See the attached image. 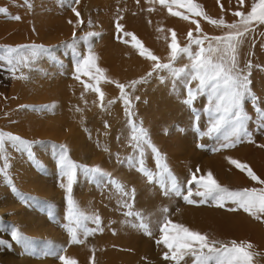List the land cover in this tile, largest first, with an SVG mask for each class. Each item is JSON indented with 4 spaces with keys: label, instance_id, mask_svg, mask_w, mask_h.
Wrapping results in <instances>:
<instances>
[{
    "label": "rangeland",
    "instance_id": "rangeland-1",
    "mask_svg": "<svg viewBox=\"0 0 264 264\" xmlns=\"http://www.w3.org/2000/svg\"><path fill=\"white\" fill-rule=\"evenodd\" d=\"M25 1L26 0H0V7H2V8H5L6 10H7V14H4V13H0V45H9V46H17V45H30V44H37V45H43L46 49H49L50 50V52L49 53H45V54H43L42 56L40 55L35 61H33L32 63H31V65L29 66V67H20L19 68V70L15 73V75L17 76V77H20V76H24V77H26V78H24V79H18V78H13V74L8 70V66L4 63V62H2V61H0V110L1 111H4V110H7L8 108L10 109V110H12V112L14 113V115L16 116L17 115V113L20 111V113H22V112H25V113H34V114H37L38 116H39V118H40V123L41 124H43V123H46V118H48L47 116L48 115H53L54 114V107H52L53 105L52 104H50V108L49 107H45V106H49V104H48V102H46L47 100H46V97H45V99H43L42 98V100H40L39 99V96L37 97V98H35V99H33V96H34V93H37L38 95H44V93L45 94H47L49 91H48V88H50L51 89V92H53V93H55V99H57V101H60V96L59 95H61L62 97H61V100H62V98H63V95L64 96H68V97H72L73 98V101L74 102H77V105H76V107H74V109H75V112L76 113H79L80 114V117L79 118H77V116H74L73 115V113H72V110H73V106L72 105H70L69 103H65L66 105L68 104L70 107H69V109L71 110V115H69V118L66 116L67 115V113L66 112H61L60 111V113L59 114H57L56 115V118H55V116H52V117H49V120H50V122H54L53 120H61V123H62V125H63V127L66 125V124H70V123H73L74 122V127H72L71 128V133L70 134H68V135H70V136H67V138L66 137H64L63 138V136H59V137H57V140L56 139H53V138H49L48 136L46 137H43L44 139L43 140H41V142L39 141V143L37 144L36 142V140H35V138L34 139H32L33 141H31V142H33L32 144H34V145H32L31 144V148H30V151H31V156H29V154H28V150H26V149H23V148H21L19 151L18 150H15V149H13L11 146H10V142H8V141H6V155H7V157L8 156H10V157H8V160H7V162L9 163V161H10V165L12 166H10V168L12 169V168H14V164L16 165L15 166V168L17 169V170H13L12 169V171L10 170V168H8L7 169V172H8V175H9V178L11 179V182H12V184H14L15 185V187H16V189L18 190V192L20 193V194H23L25 197L26 196H30L29 198H31L32 196H35V194L34 193H32L31 191L30 192H28V191H26V190H24L20 185H19V179H21L22 178V175H24L23 173H25V169L26 170H29V167H26V165L24 166V164L20 167L18 164L19 163H17V161H15L14 160V156H15V159L16 158H19L18 157V155L17 154H19V152L22 154V155H24V158H27V159H29V160H31L30 162H29V164H30V166H31V168L33 169V170H35V174H44V172H47L46 171V169H45V166L44 165H41V166H38V162H35L34 161V159L32 158V157H36V154H37V151H40V152H44L43 153V155H45V153L46 154H48L49 155V158H53V156L51 157V155L52 154H54V155H56L55 157L56 158H53V172H54V177H52L53 179H54V182H53V187H55V189L53 190V191H58V190H61V188L59 189L58 188V185L61 183V181H63L62 179H61V177H60V175H59V169H58V167L55 165V164H57V161H58V157H59V154H60V151H61V149H60V145H64V144H66V141H67V144L66 145H70L69 143L70 142H74L75 144H76V146H78L77 148L80 150H78L77 148H76V146H74L73 144H72V146H70L69 148L67 147V150H68V155H69V157L71 156V155H73V156H75L76 157V159L77 160H79L78 162H76V160L74 159V157H70V159L72 160V161H74L75 163H77L78 165H87V166H89V167H92V166H95V165H97V166H99L100 164H102V161L106 164V163H108L109 162V164H104L103 163V165L101 166L102 168H103V166H104V171L105 172H107V173H110L114 178H116L117 180H119V181H121L125 186H126V190H128V191H131V189H133V187H135L134 189H135V198H134V202L131 200V197H126V198H121L120 197V195L112 188V186H110V185H98L97 183H95L96 185H94V184H92L93 182H89L90 183V189H91V191H89L88 190V186H87V182L89 181L88 180V178H86V177H82V181H81V176L83 175V174H81V176L79 175V172H78V174H77V181H76V183L73 185V191H72V195H73V198H74V200H76L75 199V197H77L78 199L76 200L77 201V203L79 204V206H80V208L84 211V212H86V213H88V214H90L91 215V213H92V211H93V213H95L96 215H98L99 217H103L102 219L100 218V225H99V227L101 228V229H103V221H105V220H107V221H109V222H111L112 221V219L111 218H104V216L102 215V213H101V210H100V208L99 207H101V205H103L104 206V204H109V205H111L112 206V208H116L117 210H118V212L119 213H121L123 216H125V212L126 211H128V209L127 208H125V207H123L122 206V204H123V200L124 199H128L129 200V202L130 203H133V208H132V211H138V212H141L142 210L140 209V207L142 206L143 207V214H144V210H146V212H147V210L149 209V211L147 212L148 214H147V219L145 220L144 219V223H146L147 225H148V229H149V231L150 232H152L151 233V235H147V236H149L150 237V239H152L151 241H150V243L152 242L153 243V247L155 248V247H157V248H155V250H157L158 248H160V259L161 260H164V261H168L169 262V264H175V261H173V260H165V259H163V254L165 253V252H167L168 251V249H166L165 247H164V245L163 244H157L156 243V241L157 240H159L160 239V236H161V232L159 231V229H160V227L163 225V223H164V220H165V217L168 219V220H172L168 215H165L164 216V214H165V212L161 209L162 207L161 206H163V209H165L166 208V205L165 204H169V205H167V212H178L179 210H183L184 208H188L187 206H189V208H191V209H198V210H205L206 209V207H207V209L208 208H218V207H216V206H214L213 204H212V202L211 201H208V202H206L205 204H194V205H190V204H187L184 200H183V196H176V195H174V194H172V195H168V196H166V195H164L163 193H162V191H161V189H160V187L158 186V185H152V184H148L147 183V181H146V179L144 178V177H142L134 168H130L129 166H128V164H127V162H125V163H120L119 161H123V160H125V157H127L129 154H133V150L130 148V147H128V145H127V137H128V135H129V133H127V132H129L128 130H129V128H128V126H127V120H128V118H127V116L125 115V110H124V105H123V102L120 100V102L118 103V101H117V99L120 97V92H118L117 91V87H116V85L114 84V83H101L99 86L101 87V89H102V91L104 92V94H105V96H104V105H105V107L106 108H104L103 110L98 106V104H99V101H98V98H97V95L95 94V93H93L92 91H87V92H85L84 91V88H83V85L79 82V81H77L76 79L73 81V79H74V73H75V58H74V54H73V49L72 48H69V47H67V45L68 44H70V43H73L74 42V37H73V32L72 33H70L69 31V29L71 28V25H76V19H77V17H76V15L72 12V7H75L76 9H77V11H78V5L79 4H81V0H80V3L79 4H75V3H72L71 4V6L69 5V3L68 2H65V0H52V2H55V6L57 7L58 6V8H56V10H54L55 11V13L57 14L56 16H61V17H58V19H56V20H59L60 21V23L61 24H63V28H64V26H65V29L64 30H66V32L65 33H67V32H69L70 34L68 35V36H71V38H69V37H64V35H65V33H63L64 32V30L62 31V30H59V31H61V32H59V31H57V35L59 34V38H57V39H60V40H56L55 39V37H53V39H55V42H53V41H51V40H53L52 39V37H48V36H46L47 35V33H45V31H44V34H46L45 35V41L43 42V41H39L38 40V38L36 39V37L34 38V35H36L37 37H40L37 33L39 32L38 30H37V27H36V25H34V24H32L30 21H32L31 19H30V4H27V3H25ZM226 2H225V12H226V14H233L234 12H237V11H241V12H245V13H247L249 10H250V8H251V5H252V3L254 2V0H244V4L241 6L240 4H239V2H237L236 0H225ZM124 3V0H119V3ZM195 3H197L196 1H194ZM214 2H215V6H216V2H217V0H214ZM67 3V4H66ZM136 3L138 4V1H136ZM218 3V2H217ZM220 3L221 4H223V2L221 1V0H219V3H218V6H219V13L218 14H222V13H224V10H223V8L221 7V9L223 10V11H221V9H220ZM63 4H64V6H63ZM125 4L127 5V4H129V6L127 7V8H130L131 6H134V5H131V1L130 2H125ZM224 5V4H223ZM60 6H62L61 8H60ZM69 6V7H68ZM79 6H81V5H79ZM21 7V8H20ZM29 8V9H28ZM22 9V10H21ZM229 9V10H228ZM20 10H21V12L23 13V15H24V12H25V18L24 17H22L21 16V14H20ZM95 10H97V8L95 9ZM231 10V11H230ZM173 11H179V12H181V13H183V14H185V15H188L189 16V19L188 20H184V19H181L180 17H177V19L178 20H181V21H184V22H186V23H188V24H192L193 25V23L191 22L192 20H196L198 23L200 22V17L201 16H193L191 13H188L187 12V10L185 9V8H177V7H175V6H173ZM62 12H65V13H63V14H61ZM134 12V8H132V11L131 10H129V11H126L125 12V14H126V16H124L123 14H122V18H124V19H126L129 15H131V13H133ZM27 13V14H26ZM29 14V15H28ZM134 14V13H133ZM15 16H18L20 19H24V20H20V19H18V20H16V19H12L11 17H15ZM90 15H87V16H80V18H81V20L83 21V23L82 24H80V25H77V26H75L74 27V30H75V34H76V38L77 39H75V52L76 53H79L81 56L83 55H87V53H88V49H89V46L90 47H92V45L94 46V43H97L98 44V51L100 50L101 52L104 50L105 51V47H106V44H103V43H99L100 42V40H101V38H103V36L104 37H107L109 34H110V32H108L107 31V33H108V35H107V33L104 31V30H98L99 29V27L100 28H102V27H108L109 28V30L111 29V33H112V40L115 42V41H117V44L120 46H123L122 48H124V49H120L121 50V54H119V56L122 58L121 59V61H123V62H125V61H127V60H129L130 58H139V59H141V60H143L141 63H140V65L143 63V62H146V63H148L149 65H148V69H147V71H146V69H145V71L144 72H142L141 74H139V75H137V76H135L134 78L137 80V79H139L140 77H142V76H145L149 71H151L152 70V65H153V61H151V60H148V59H146V58H144V57H142V56H140L139 55V53H138V50L137 49H135V48H133L132 47V42H131V38L129 37V39H125L124 37H123V35H121V32H120V34H118L117 33V29H116V24L117 23H119V24H121L122 26H123V24L120 22V19L118 18V17H115L116 16V14H112L111 16H110V18H109V20L108 21H106L105 23H103L104 24V26H102V24L100 25V24H98V22H95V26H94V24H93V22H92V19H90V17H89ZM220 16V15H219ZM28 17V18H27ZM89 17V18H88ZM116 18V19H115ZM27 19H30L29 21H25V20H27ZM203 20H205V19H203ZM68 21H72V23H69ZM74 21H75V23H74ZM89 21H91V24H89ZM63 22H66V24H64ZM74 23V24H73ZM96 23H97V25H96ZM108 23V24H107ZM71 24V25H70ZM33 25V26H32ZM111 25H112V27H111ZM93 26L94 27H96V29H94L93 28ZM194 26H195V29H196V25L194 24ZM70 27V28H69ZM111 27V28H110ZM32 28V29H31ZM72 28H73V26H72ZM114 28V29H113ZM19 29V30H18ZM78 29V30H77ZM123 30H124V27L122 28ZM171 29L172 30H174V28H172L171 27ZM80 30V31H79ZM27 31V32H26ZM34 31H35V33H34ZM79 31V32H78ZM94 31H95V33H99V36H94L93 38L92 37H88L87 39H79L80 37H86L87 36V34L88 33H94ZM103 31V32H102ZM59 32V33H58ZM194 32H196V31H194ZM201 32V33H200ZM198 34L200 35V36H198L196 33H193V31H192V33L194 34H192L193 35V39H196V38H200V39H204V37L205 36H207L208 38H210V35H213V33H209V34H204V33H202L203 31H200ZM205 32V31H204ZM34 33V34H33ZM101 33V34H100ZM103 33V34H102ZM104 33H105V35H104ZM168 33L170 34V36H171V33L168 31ZM195 34L198 36V37H196L195 36ZM120 36L121 37V39H117V36ZM33 36V37H32ZM160 36H162V35H160ZM159 36V37H160ZM62 38V39H61ZM47 39H51V40H49V42H48V40ZM26 40V41H25ZM38 40V41H37ZM46 40H47V42H46ZM64 40V41H63ZM123 40H127L128 41V43H124V42H122ZM260 39H258V40H256V43H254V44H251V43H248V42H246V43H243L242 44V49H241V47L239 46V48H238V52H237V57H238V64H239V67L242 69V70H244L245 69V65H246V63L247 62H249V61H251V64H252V68H251V76H250V79H251V88H252V90H253V92H255V95L258 97V101H259V97H261L263 94H264V90H263V87H261V86H263V85H261V82L259 81V78L260 77H262V76H259V75H263V70H262V65L264 64V54H261L263 51H261V50H258L257 49V41H259ZM206 41V42H205ZM23 42V43H22ZM37 42V43H36ZM43 42V43H42ZM53 42V43H52ZM60 42V43H59ZM171 42V40H168V42L166 41L165 42V44L164 45H160V48H159V52H157V51H155L153 48H151V47H149L148 45H147V47L146 46H144V44H143V46L144 47H146L147 49H149V50H151V52L155 55V56H157V57H159V60H160V62L161 63H168L169 62V51H170V49L168 48V44ZM116 43V42H115ZM183 42H181V43H178L179 44V46H181V47H184V46H187L188 44H189V40L187 39L186 41H184V43L182 44ZM208 40H204V43H203V47H205V48H207V46H208ZM60 44V45H59ZM64 44V45H63ZM110 44H113V42L112 43H110ZM105 45V46H104ZM57 46H59V48L57 47ZM120 46V47H121ZM67 47V48H66ZM200 47H201V45H195L194 47L193 46H191V52L193 53V55L197 52V51H199V49H200ZM215 47V46H214ZM63 48H65V49H63ZM61 49V50H60ZM92 49V48H91ZM160 50H162V51H160ZM53 51H56V52H53ZM103 51V52H104ZM59 52V53H58ZM92 52H93V50H92ZM256 53V57L253 59V60H249V55H251L252 53ZM258 52V53H257ZM161 53H162V55H161ZM60 54V55H59ZM135 55V56H132V55ZM260 55V56H259ZM181 56V55H180ZM180 56L177 58V60L176 61H174V67L175 68H183V67H185V66H189V68H190V64H191V61L188 59V57H187V55H185L184 54V56L182 57V58H180ZM258 56V57H257ZM41 58H43V60L41 59ZM60 59L61 61H60V63H59V60H55V59ZM180 58V59H179ZM260 59V60H259ZM98 60H99V58H98ZM146 60V61H145ZM178 60H182V61H180L181 62V64H178ZM40 61H42V63L44 64V66H43V64L41 65L42 66V68H43V70L45 71V73H44V75H43V77H45L46 79L50 76V74H52L53 75V73H55V72H58V71H60L59 72V74H60V76L61 77H59V74L57 73L56 75V79H57V81H56V86H58V87H55L54 89H52L51 88V86L49 85L48 86V83H49V81L50 80H46L45 81V78H41V80L43 81L44 80V82L46 83H44V82H41L40 81V79H38V80H36L35 78V80L32 78V79H30L29 78V73L35 68V69H37L36 67H38V66H36V63H37V65H39L38 63L40 62ZM184 61V63H182ZM256 61V62H255ZM258 61V62H257ZM46 62H48L47 64L49 65V66H51L52 64H53V66L54 67H56L58 64H59V66H57L56 68H59L61 65H62V63L64 64V63H66V65L65 66H63V67H61V70H52V72L50 73L49 71H50V69L49 68H46L45 66V63ZM57 63V64H56ZM146 63H144L143 65L145 66L146 65ZM55 64H56V66H55ZM47 65V67H49ZM69 66H71V67H69ZM33 67V68H32ZM32 68V69H31ZM62 68H63V70H62ZM47 69H49V71L47 72ZM69 69H71V71H69ZM190 70V69H189ZM64 71H67V72H65L66 74H64ZM163 71V72H162ZM48 74V75H47ZM63 74V75H62ZM154 74H156V79L157 80H159L158 79V77L159 76H164V80H163V82H161L160 80H159V82L161 83V85H164L165 84V80L166 81H170L171 82V88L174 86V85H177L178 83H180L181 81H185V83L183 84V92H182V90H180L181 91V93L179 94V92H177V91H179V89L176 91V90H173V89H171L172 91H173V93H170L169 92V95L167 96V97H165V98H163V99H161V100H158L157 101V87H158V83H157V81H153V80H151V78L152 77H154ZM26 75V76H25ZM52 75H51V77H50V79L52 78ZM63 76V77H62ZM68 76V77H67ZM186 77V74L185 75H183V77H182V75L180 76V77H173V76H171L170 74H169V72H168V70H161V72L159 71L158 73L157 72H154L153 73V75L151 76V78H149L148 79V82L150 83H142V84H137L136 85V87H135V89L133 90L131 87H128V88H126L125 89V91L128 93V95H129V98L132 100V112L134 113V119L137 121V123H139V121H143V126L146 128V129H148V132H149V136H150V138H151V140H152V143L160 150V152L163 154V152H164V156L166 157V163H167V165H168V167L171 169V171H172V173L178 178V180L180 181V183H181V186H182V191H183V194L184 195H187V191H188V188L189 187H191V189H192V191H193V193H195L196 191H197V188H196V185H195V182H193V184L192 185H188V180L189 179H191L192 178V174H195V176L197 177V178H199L200 177V173H202V172H200L199 171V174L197 173V169H195L196 168V165H197V168H199V165L195 162V161H193V158L191 157L192 156V153H190L186 148H185V150L183 149V152L184 151H186V155L187 156H189L188 157V159H187V157H186V155H185V153L183 154L184 155V157H183V155L181 154V155H179L180 153H182L181 151H182V149H181V147H179V146H177V143H174L175 141L176 142H178L179 141V139H177V136H179L178 134L179 133H183L184 131H185V129L183 130V128H182V130L183 131H179L180 130V125H179V123H178V115L179 114H176L175 113V109H174V107L172 106V102H175L176 100H179V101H181L182 100V98H180L181 96H182V94H184V96H185V99L187 98V87L188 86H190L191 88H193V89H195L196 88V86H197V83H198V81H197V83L195 84V83H193V80H191V82H190V85H186V80H185V77ZM58 77V78H57ZM27 78H29L28 80H27ZM179 78V79H178ZM60 79V80H59ZM65 79V81H63ZM81 79L82 80H88V77H86V76H81ZM122 79H128V77L126 78V76H123L122 77ZM134 79V80H135ZM26 80L29 82V80H30V82L28 83V82H26ZM58 80H59V82H58ZM188 80H190V77H189V79H187V81ZM25 81V82H24ZM37 82V81H40L41 83H43V84H45V86H46V88H47V90L45 89L44 90V87H42V86H44V85H42L41 83V85L42 86H40L41 88H42V91L40 92V90L39 91H37V92H34V91H32L30 88H31V84L32 83H34V82ZM133 81V80H132ZM255 81H256V83H255ZM32 82V83H31ZM62 82H64L65 83V89L64 90H62V86H59L60 85V83H62ZM130 82V81H129ZM129 82H126V83H124V84H129ZM38 83V82H37ZM26 84H27V86L28 87H24V89H23V85L24 86H26ZM30 84V85H29ZM50 84V83H49ZM147 84V85H146ZM256 84V85H255ZM105 85V86H104ZM106 86H108V87H106ZM148 86V87H147ZM254 86V87H253ZM255 86H257V89L258 90H256L255 89ZM16 87V88H15ZM112 87H113V89H114V92H113V90H112ZM146 87V88H145ZM56 88H60V89H56ZM148 88V89H147ZM104 89V90H103ZM108 89V90H107ZM27 90V92H25ZM147 92H146V91ZM255 90V91H254ZM46 91H48V92H46ZM63 91V92H62ZM66 92V94H65V92ZM112 91V92H111ZM153 91L154 92H156V93H153ZM258 91V92H257ZM26 94H25V93ZM44 92V93H43ZM50 92V93H51ZM57 92H58V95H57ZM62 92V93H61ZM146 94H145V93ZM262 92V93H261ZM29 93V94H28ZM40 93V94H39ZM49 93V94H50ZM60 93V94H59ZM81 93H83V99H81ZM88 93H90V94H88ZM259 93V94H258ZM78 94V95H77ZM28 96H30V97H28ZM56 96L59 98H56ZM77 98H76V97ZM148 96V99L149 98H151L152 97V99L153 100H151V99H149V103L152 101H154L152 104H149L148 103V105H149V108H148V106H147V101H148V99L146 98V97ZM180 96V97H179ZM85 97H87V98H85ZM136 97H139V100H137L136 99ZM179 97V98H178ZM142 98V99H141ZM177 98V99H176ZM78 99V100H77ZM87 99V100H86ZM90 99H91V101H93L92 103H94V105L91 103V101H90ZM46 100V101H45ZM79 100H80V102H79ZM110 100H115L116 102L114 103V104H112V105H108V101H110ZM151 100V101H150ZM85 101H86V103H85ZM98 101V102H97ZM156 101V102H155ZM163 101V103H161ZM165 101V102H164ZM258 101L257 102H255V106L256 107H259V108H263V107H261L260 105H259V103H258ZM43 102V103H42ZM107 102V103H106ZM140 102V103H139ZM166 103H168V104H166ZM245 103H247L249 106H247ZM258 103V104H257ZM106 104H107V106H106ZM138 104H140V106H137ZM156 104V105H155ZM161 104V105H160ZM210 103H209V99H208V95H207V93H204V94H198L197 96H196V98L193 100V102H192V105L189 107V106H186L185 105V107H186V110L188 111V113L190 114V118H191V122H192V132H193V134H194V146L196 147V149H198V150H202V152H203V150H205L206 152L204 153H202L203 155L202 156H204V159H205V157H207L208 155V157L210 158V156H211V154H216V153H218V152H226L225 154V156L226 157H228V154L227 153H229V157L231 156L232 157V155H234V153L237 151V149L238 148H236V147H239V145H240V143H238V145L236 144V146L235 147H233V149L232 148H222L221 147V144H223L225 141L223 140V137L222 136H219V138H217L218 137V135L219 134H215V135H213L212 137H209V136H207V135H204V136H200L199 134H198V132L195 130V128H198L199 129V131L200 132H207V130L206 129H208V127L210 126V120H206L208 123H205V130H204V126H203V118H205V116H204V113L207 115V116H209V114L205 111V109L206 108H209L210 107V105H209ZM263 104V103H262ZM3 105V106H2ZM81 107H80V106ZM86 105V106H85ZM96 105V106H95ZM152 105V106H151ZM146 106H147V108H146ZM155 106V107H154ZM160 106V107H159ZM211 106H213V105H211ZM245 108H244V110L246 109V108H250V111L252 112V113H249V112H247L248 113V116L251 114H256V111H255V108H254V106H253V101H251L250 99H245V101H244V105H243ZM79 107V109H81V111H76V109ZM109 107V108H108ZM120 108V110L118 109V108ZM145 108V110H143L144 111V113H143V111L141 110V108ZM48 108V109H47ZM115 108V109H114ZM3 109V110H2ZM147 109V110H146ZM173 111V113H172V111ZM252 109V110H251ZM159 110V111H158ZM165 110V111H164ZM18 111V112H17ZM102 111V112H101ZM138 111H140V112H138ZM142 112V113H141ZM152 114H151V113ZM254 112V113H253ZM103 113V114H102ZM121 113V114H120ZM165 114V116H163L164 114ZM163 114V115H162ZM114 115V116H113ZM124 115V116H123ZM173 115V116H172ZM251 115L249 116V120H248V124L250 123V119L252 118L251 117ZM14 116V117H15ZM123 116V117H122ZM171 117L172 116V118H169V117ZM197 116L199 117V119H197ZM159 117H161V118H159ZM210 117V116H209ZM4 118V119H3ZM53 118H55V119H53ZM58 118V119H57ZM167 118V119H166ZM53 119V120H52ZM253 120L254 119H252V121L251 122H253ZM1 121L4 123V124H1L0 126V131H3V132H6V133H12V134H14V135H18V136H20V137H22V139H24V140H27V141H30L29 139H27L26 137H24V136H22L20 133H19V131H15L13 128H11L9 125H11V124H15V122L13 121V119H9V117H7V116H4V117H2L1 118ZM167 121V122H166ZM166 124H165V123ZM161 123L164 125H161ZM177 123V125L179 126H176V127H174L175 125L174 124H176ZM122 124H124L123 126H122ZM151 124V125H150ZM171 124V125H170ZM207 124H208V126H207ZM158 125V126H157ZM166 125H167V127L170 125V126H173V127H171L172 129H178V131H177V133H175L176 131H174V130H172V132L174 131V134L173 133H171V129H167V127H166ZM7 126H9L8 128H7ZM160 126V127H159ZM207 126V127H206ZM155 127V128H154ZM156 127H158V128H156ZM149 128H151L150 130H149ZM169 128V127H168ZM12 129V130H11ZM90 129V130H89ZM161 129V130H160ZM164 129V130H163ZM92 130H94L93 132H92ZM156 130H160V132H161V134L163 135V138H162V135L161 134H159L158 133V131H156ZM247 130H248V132L249 133H251L250 132V127L249 126H247ZM13 131H15V132H13ZM17 132V133H16ZM115 132H117V134L115 133ZM73 133V134H72ZM96 135H95V134ZM155 133H156V135L157 136H155ZM170 133V135L171 136H169L168 134ZM118 134L120 135V136H118ZM177 134V135H176ZM73 137H72V136ZM154 135V136H153ZM173 135L175 136V137H173ZM116 136V137H115ZM168 136V137H167ZM98 137V138H97ZM155 137H157V138H155ZM68 138H70V139H68ZM103 140H102V139ZM179 138V137H178ZM62 139V140H61ZM64 139H66V141H64ZM100 139H101V141H100ZM165 139V140H164ZM169 140V141H173V143H171V142H169V143H167V140ZM105 140V141H104ZM120 140V141H119ZM55 141V142H54ZM65 142L64 144H61L62 142ZM68 141H69V143H68ZM161 142V144H160V142ZM56 142H58V143H56ZM46 143V144H45ZM82 143V144H81ZM103 143V144H102ZM112 143V144H111ZM158 143V144H157ZM179 143V142H178ZM42 144V145H41ZM49 144V145H48ZM86 144V145H85ZM104 144H106L105 146H104ZM160 144V145H159ZM164 144V145H163ZM42 146L39 150H34L33 151V149L36 147V146ZM46 145V146H45ZM65 145V146H66ZM198 145H204V147H198ZM56 146V147H55ZM75 147V150H74V147ZM80 146H82L81 148H80ZM85 146V147H84ZM165 146H167V149H165L166 147ZM169 146V147H168ZM170 146H172V147H170ZM46 147H47V149H49L50 150V152L49 151H46L47 149H46ZM103 147V148H102ZM122 147L123 148H125V149H122ZM168 148L172 151H169L168 150ZM215 148H219L220 150L219 151H214L213 149H215ZM235 148V149H234ZM13 149V150H12ZM78 151H77V150ZM81 149H83V150H81ZM102 149V151H100ZM179 149H181V151L179 150ZM190 149L192 150V148L190 147ZM230 149V150H229ZM12 150V151H11ZM70 150V151H69ZM125 150V151H124ZM175 150V151H174ZM224 150V151H223ZM232 150H236L235 152H233ZM36 152V153H35ZM49 152V153H48ZM84 154H83V153ZM174 152H176V153H178V154H175ZM201 151H198V153H200ZM233 152V153H232ZM50 153H52L51 155H50ZM70 153H71V155H70ZM86 153H88V155H90V159L88 158V160L89 161H83V159H81L82 158V156L83 157H85V156H87L86 155ZM97 153H100V154H97ZM98 155V157H97V155ZM171 154H172V156H171ZM13 155V156H12ZM111 155V159H109L107 156H110ZM175 155H177V156H175ZM223 155H224V153H223ZM103 156H106V157H104L103 159H101ZM182 156V157H181ZM201 156V157H202ZM224 156V157H225ZM13 157V158H12ZM78 157H79V159H78ZM93 157V158H92ZM186 157V158H185ZM207 157V158H208ZM101 159V161H100V159ZM108 158V159H107ZM145 163H146V166L148 167V168H150L151 170H153L154 172H155V170H156V166H155V162H154V160H153V158H152V154H151V151L150 150H146L145 151ZM208 158V159H209ZM96 159H97V161H98V159H99V161H98V163H97V161H96ZM104 159H106V160H104ZM175 159H177V160H175ZM183 159H185V160H183ZM187 159V160H186ZM11 160H13V161H11ZM92 160H94L95 161V163L96 164H94V161H92ZM174 160V161H173ZM180 160V161H179ZM82 161H83V163H82ZM90 161H92V162H90ZM190 163H189V162ZM52 162V161H51ZM87 162H89V163H91V164H86ZM183 162L186 164V163H189V164H183ZM193 162H195V163H193ZM1 163H2V165H1ZM12 163H14L13 165H12ZM44 163H46V165L48 164V162L46 161V162H44ZM169 163V164H168ZM171 163V164H170ZM182 163V164H181ZM192 163H193V165L194 166H192L191 167V165H192ZM3 164H4V161L3 160H0V167H2L3 166ZM55 165V166H54ZM92 165V166H91ZM122 165V166H121ZM172 165V166H171ZM190 165V167H188ZM109 167V169H108V167ZM120 166H121V168H120ZM42 167V168H41ZM100 167V168H101ZM41 168V169H40ZM101 168V169H102ZM106 168V169H105ZM120 168V169H119ZM124 169L123 171L121 170V169ZM44 169V170H43ZM102 169V170H103ZM108 169V170H107ZM178 169V170H177ZM185 169V170H184ZM200 169V168H199ZM18 170L21 172H19V173H17L18 172ZM107 170V171H106ZM121 170V171H120ZM129 170H132L133 172H134V174L133 173H131V174H133V175H128V174H130L129 172H131V171H129ZM176 170V171H175ZM188 170H189V172H188ZM109 171V172H108ZM120 171V172H119ZM129 171V172H128ZM123 172V173H122ZM126 172V173H125ZM114 173H116V174H114ZM121 173V174H120ZM125 173V174H124ZM180 173V174H179ZM204 173V175H205V172H203ZM207 173V172H206ZM139 176H138V175ZM17 175V176H16ZM19 175V176H18ZM214 175V174H213ZM21 176V177H20ZM56 176H57V178H56ZM122 176V177H121ZM123 176H125L124 177V179H122L123 178ZM129 178H128V177ZM135 176V177H134ZM56 178V179H55ZM87 179V184H85V181H86V179ZM134 178H137V179H139V181L141 180V182L139 183L140 185H139V187L138 186H136L132 181V179H134ZM141 178V179H140ZM215 178V177H214ZM60 179V180H59ZM84 179V180H83ZM137 179H135L134 181H136ZM2 180V181H1ZM56 180V181H55ZM128 180H130V181H128ZM216 180H217V178H216ZM56 182V183H55ZM64 182H66V181H64ZM77 182H79L78 184H80V186L78 187V185H77ZM83 184H82V183ZM127 182H128V184H127ZM217 182H220V181H217ZM0 183H1V185H2V183H3V185L1 186L0 185V201H1V196H2V194H6V193H9V194H11L12 196H13V198L15 199V202H20V204H21V207L20 208H22V210H24L23 208H25V210L27 209V210H30V211H33V208L35 209L33 212H36V211H43L44 212V215H45V217L47 218V220L49 221V222H51L50 224L51 225H53V227L55 228V230L58 232V231H60L61 232V235H65V237H67V240H68V242L67 243H69V235H68V233L66 232V230L64 229V227H63V225L64 224H66L67 223V221L65 220V215H66V211H67V202L64 200V202H63V212H62V209L61 208H56L55 206H57L56 205V203H55V206H53V203L51 204L50 202V200H46V202H44V203H39L38 201H36L35 199H27L28 197H26V199L22 202L13 192H12V190H11V188L4 182V177L3 176H0ZM133 183V184H132ZM220 183H222V182H220ZM58 184V185H57ZM83 185H85V187L83 186ZM81 186H83V187H81ZM86 186H87V188H86ZM140 186L141 187H147V186H150L148 189H149V192H147V193H145L146 192V190L148 191V189H145V188H140ZM227 187L228 186H230V187H228L230 190H235V187L232 185V184H229V185H226ZM232 186V187H231ZM78 187V189H80V190H78V189H76ZM94 187V188H93ZM128 187V188H127ZM139 189H138V188ZM56 188L58 189V190H56ZM86 188V189H85ZM150 188H154L153 190L154 191H152ZM234 188V189H233ZM20 189H21V191H20ZM77 190L78 192H76L75 193V191L74 190ZM82 189H85V192L83 191L82 193H81V190ZM143 191H145V192H143ZM5 190V191H4ZM93 190V191H92ZM141 190V191H140ZM155 190H156V192L158 191V194L160 193V195H155L154 196V194H152L153 192H155ZM3 191L5 192V193H3ZM24 191V192H23ZM142 193L140 196L138 195V197H140V198H138L137 197V194L138 193H140V192ZM152 191V192H151ZM26 192V193H25ZM91 192H96V193H91ZM151 192V193H150ZM78 193H80L79 195H78ZM84 193H85V195H84ZM143 193H145V196H148L147 198L146 197H144V194ZM148 193H150V195L148 194ZM30 194V195H29ZM156 194V193H155ZM78 195V196H77ZM84 196V198H82L83 196ZM152 195V196H151ZM164 195V196H163ZM91 196V197H90ZM162 196V197H161ZM172 198H171V197ZM36 197V196H35ZM79 197L80 198H82V199H79ZM90 197V198H89ZM104 197V198H103ZM111 198V200L109 201L108 200V198ZM137 197V198H136ZM158 197H160V198H158ZM169 199H167V198ZM146 198V199H145ZM192 199H194V200H196V201H199L200 199H201V197H196L195 195H193L192 197H191ZM84 199V200H83ZM95 200L94 201V203H92L90 200ZM141 201H140V200ZM172 199V200H171ZM174 199V200H173ZM99 200V201H98ZM103 200H105V202H103ZM138 200V201H137ZM149 200V201H148ZM165 200H168V201H166L165 202ZM81 201V202H80ZM101 201V202H100ZM153 201H156V202H153ZM160 201V202H159ZM171 201V202H170ZM17 202V203H18ZM82 203V204H80V203ZM100 202V203H99ZM162 202V203H161ZM163 202L165 203V204H163ZM175 202V203H174ZM92 203V204H91ZM98 203V204H97ZM141 203V204H140ZM41 204H44V206H40ZM94 204V205H93ZM137 204H140V205H137ZM149 204H153L152 206L151 205H149ZM175 204V205H174ZM229 204H230V202H227L226 204H225V207L224 208H221V209H228V207H230L229 206ZM98 205V206H97ZM135 205H137L136 206V209H135ZM147 205H149V206H147ZM157 205V206H156ZM165 205V206H164ZM174 205V206H173ZM138 206H140V207H138ZM55 207V208H54ZM155 208L154 210H155V215H156V218H155V220L157 221H155L154 222V211L152 210V211H150L151 210V208ZM177 208V210H176V208ZM110 208V207H109ZM199 208H201V209H199ZM49 209H51V217H50V215H49ZM91 209V210H90ZM94 209V210H93ZM156 209H161V211L160 210H157L156 211ZM175 209V210H174ZM219 209V208H218ZM24 210V211H25ZM56 210V211H55ZM59 210H60V213H59ZM55 211V212H54ZM58 211V213H56ZM158 211H159V213H158ZM9 213L10 212V216L9 215H7L6 213ZM16 211H14V210H12V209H9L8 211H4V215H3V218L1 219V217H0V225H1V223L4 225V224H12L13 226H15V228L16 229H18L21 233H22V228L20 227V216H15V213ZM62 212V213H61ZM152 213V215H151V213ZM161 212V213H160ZM174 212V213H175ZM14 214V215H13ZM55 214H57V216L58 217H56L55 216ZM157 214L161 217H159L158 216V218H157ZM160 214H162V215H160ZM7 216H9V217H7ZM62 216V217H61ZM164 216V218H162ZM6 217V218H5ZM17 219H16V218ZM125 217H127V216H125ZM150 218V219H149ZM19 219V220H18ZM128 223H126V226H127V229L125 230V232H128L129 233V224L130 223H132V219H134V221H136V223H137V225L139 224V221L133 216V217H128ZM131 219V220H130ZM148 219H149V221H148ZM18 222H17V221ZM150 220L152 221V222H154L155 224H153V223H151L150 222ZM47 221V222H48ZM131 221V222H130ZM159 222V223H158ZM86 223V225H87V227L88 228H90V229H95V228H97V225L95 224V223H93L92 221H86L85 222ZM153 225V226H152ZM136 229V231H137V234L138 235H140L139 234V231L138 230H141V233L143 232V234L145 233L142 229H140L139 227L138 228H135ZM153 230V231H152ZM154 231H155V233H154ZM3 232V233H2ZM57 232H55V231H53V229L51 230V232L48 234V235H52V239H51V237H49V236H47V240L49 241L50 239L51 240H53L54 239V235H56V233ZM59 232V233H60ZM7 232H6V230H5V234H4V230H2V229H0V237H4V236H8L7 234H6ZM62 233H64V234H62ZM106 233V232H105ZM104 233V231L102 230V231H96L94 234H92V235H89L87 238H85L84 237V235H83V233L81 232L80 234H79V238L80 239H82V240H91V239H98V238H100V234H102L101 235V237H106L107 235H109V233H111L109 236H107V237H110L111 235V237H110V239H112V237L113 236H116V232H113V230L112 229H109V232H107L106 234ZM153 234H154V236H153ZM28 235V237H30L31 239L33 238V239H35V237L33 236V235H29V234H27ZM105 235V236H104ZM146 235H143L144 237H146ZM58 236V235H57ZM141 236H142V234H141ZM38 237H40V236H38ZM7 238H10V241L11 242H15V241H13L12 240V238L10 237V235H9V237H7ZM40 238H43V237H40ZM43 239H45V238H43ZM114 239V238H113ZM210 239H212V238H210ZM40 239H35L34 240V242H35V246L32 248V249H25L24 248V246L22 247V249H24L25 251H27V252H29V255H30V253H31V256H33V254H34V256H35V253L36 252H38L37 254H39V253H46V251L48 250V246H46L45 247V241H42V240H40V242H38ZM50 240V241H51ZM216 240V239H215ZM126 241H128V240H126ZM11 242H9V245L11 244ZM51 242H53V241H51ZM37 243V244H36ZM38 243H40V245L42 244V248H43V250L41 249V250H38V251H36V247L39 245ZM85 243V242H84ZM53 244H55L54 242H53ZM70 244V243H69ZM83 244V243H82ZM55 245H58L60 248H62L63 249V251H58V253L55 255V256H57V258H58V256L59 255H64V256H66L65 255V253H66V251H67V248L65 247V246H62V245H60V244H55ZM70 245H74V246H80L81 244H76V243H72V244H70ZM13 245H10V247L11 248H13L12 247ZM142 247V246H141ZM153 247H152V249H153ZM45 248H47V250L45 249ZM144 248V247H143ZM141 249V253H144L145 252V250L144 249ZM8 249V248H7ZM154 250V249H153ZM34 251H36L35 253H34ZM42 251H44V252H42ZM143 251V252H142ZM48 252V251H47ZM154 252V251H153ZM36 254V255H37ZM33 256V257H34ZM56 259V258H55ZM59 259V258H58ZM58 259H56V260H58ZM148 259V258H147ZM146 258H144V260L146 261L147 260ZM154 257H152L151 258V261L152 262H154ZM148 262H150V260H147ZM146 261V262H147ZM181 263L180 264H193V258L192 257H186L184 260H182V261H180ZM14 264V263H13ZM254 264H256V263H254Z\"/></svg>",
    "mask_w": 264,
    "mask_h": 264
},
{
    "label": "bare ground",
    "instance_id": "bare-ground-1",
    "mask_svg": "<svg viewBox=\"0 0 264 264\" xmlns=\"http://www.w3.org/2000/svg\"><path fill=\"white\" fill-rule=\"evenodd\" d=\"M81 1H82L81 4H79L81 6H79V5L77 6L78 7V12L80 13V16L82 17V16L90 15L89 17H90V19H92V22H93L94 26H95V22H98V24H100V25L102 24V26H104L103 23H105L106 21H108L109 18H110V16L112 14H116L115 17H118L120 19V22L123 24V27H124V30L123 29L121 30V35H123V32L124 31L134 33L135 36L144 44V46L147 47V45H148L149 47L153 48L157 52H159L160 45H164L166 41L168 42V40H171V36L168 33V30L171 29V27L174 28V31L176 33V39H177L178 43H181V42L184 43V41H186L188 39V32H189V30L193 31V33H196V32H194V31H196L194 24L193 25L192 24L190 25V24H188V23H186L184 21L178 20L176 16H172V15L169 14L167 8H165L164 6H162L161 4H159L158 2H155V0H153L152 3L146 2V0H124V3H121V2L119 3V0H81ZM130 1H131V5H134V6H131L130 8H127L129 6V4L126 5L125 2H130ZM136 1H138V4L136 3ZM194 1H196L197 4H200L203 7V11L207 14V16H209V17H211L213 19H220L221 17H223V19L225 20V22L226 23H229V24H231V23H233V22H235V21H237L239 19L238 17L234 16L231 13L230 14H226L225 9H224L225 8V2H226L225 0H221L224 5L220 3V9L222 7L223 10H224V13H222V14H218L219 13V11H218L219 10V6H218V3L217 2H216V6H215L214 0H194ZM25 3L30 4V12H29L30 13V16L29 17L32 20L30 22L32 24L36 25L37 30L39 31L37 34L40 37H37L36 35H34V38L36 37V39L38 38L39 41H43L44 42L45 41V35H46V34H44V31H45V33H47L46 36L52 37V39H53V37H55L56 40H60V39H57V38H59V34H60L59 32H61L59 30H62L63 31L65 29V26L67 24H66V22H63L64 24H66L64 26V28H63L62 27L63 24H61L59 20H56V19H58V17H61V16H56L57 14L55 13L54 10H56V8H58V6L57 7L55 6V2H52V0H26ZM63 6H64V4H63ZM61 7L62 6H60V8ZM96 8H97V10H95ZM132 8H134V12H133L134 14L131 13V15H129L126 19H124V18L121 17L122 14L124 16H126L125 12L126 11H129V10L132 11ZM149 8H151L153 10L152 11H149L148 10ZM21 10H20V14H21L22 17L25 18V16H24L25 15V12H24V15H23V13L21 12ZM223 10L221 9V11H223ZM63 13H65V12H62L61 14H63ZM30 19H27L25 21H29ZM203 19H204L203 17H200V19H199L200 20L199 26L201 28V31H203L202 33H204V34L213 33V35H210V38L208 39V43L207 44H209L211 42L213 44V46H216V42L214 40H211L212 37H221V36L226 35L229 31H233V30H230V29L225 28V27L214 26V25L210 24L208 21L203 20ZM20 20H24V19H20ZM74 23H75V21H74ZM74 25H71V28L69 27L70 28L69 29L70 30L69 31L70 33H72L73 31L75 32ZM96 25H97V23H96ZM72 26H73V28H72ZM94 26H93V28L96 29V27H94ZM111 27H112V25H111ZM157 29H162V30L161 31H158ZM98 30H104L106 33H107V31L110 32L109 35L107 33V35H108L107 37H104L103 36V38H101V40L99 42V43L106 44L105 51L103 50L104 52L103 51L101 52L100 50L98 51V44L97 43H94V46L92 45V47H91L92 48L91 50H93V52L99 58V60H97L98 66L106 70V75H107L108 78H110L113 81H116V82H119V83L124 84L126 82H129V81L134 80L135 79L134 77L137 76V75H139V74H141L142 72H144L145 69L147 71V69H148L147 67H148L149 64L146 63V62H143L140 65V63L143 60L139 59L138 57L136 59L135 58H130L129 60H127L125 62L121 61L122 58L119 56V54H121L120 52L124 48H122L123 46H121V45H120L121 46L120 47L118 45L119 43L117 44V41H115L116 42L115 43L112 40L111 29L109 30L108 27H105L104 26L102 28L99 27ZM57 31H59L58 32L59 33L58 35H57ZM65 32H66V30H64L63 33H65ZM69 32L65 33L64 37L71 38V36H68L70 34ZM34 33H35V31H34ZM94 33H95V31H94ZM196 34L198 36H200L198 33H196ZM196 34H195V36L198 37ZM104 35H105V33H104ZM160 35H162V36H160ZM124 38L125 39H129V37H124ZM55 39H53V40L47 39V40H48V42H49V40L55 42ZM258 39H260V40L257 41V49L263 51L264 50V25L253 24L252 25V30L249 31L243 37V42L240 44L241 49L243 48L242 47V44L243 43L248 42V43L254 44V43H256V40H258ZM47 40H46V42H47ZM112 42H113V44H110ZM195 45L196 44H194V43L191 44V46H193V47ZM57 47L59 48V46H57ZM63 49H65V48H63ZM160 51H162V50H160ZM53 52H56V51H53ZM261 54H264V51ZM161 55H162V53H161ZM132 56H135V55L133 54ZM183 56H184V54H181L180 58H182ZM255 57H256V53L253 52L251 55H249V60H253ZM41 59L43 60V58H41ZM55 60H59V63L61 61L60 59H57V58ZM180 61H182V60H178L177 61L178 64H181ZM47 63L48 62L45 63V65H46L45 67L50 69V71H49V69H47V72L49 71L50 73L52 72V70H57V71L58 70H61V67H63V66L66 65V63H64V64L62 63V65L59 68H56L57 66H59V64L56 66V64H57L56 63L55 64L56 67H54L53 64L51 66H49ZM144 63H146L145 66L143 65ZM182 63H184V61ZM38 64L39 65H37V63H36V66H38V67H36L37 69L34 68L29 73L28 76H29L30 79H32V78L33 79L35 78L36 80L40 79L41 82H44V80L43 81L41 80V78H45L46 77V76L43 77V75L45 73V71L43 70V68L41 66L43 63H42V61H40ZM47 65L49 67H47ZM43 66H44V64H43ZM69 67H71V66H69ZM62 70H63V68H62ZM262 70H263L262 71L263 72V75H259V76H262V77L259 78V81L261 82V85H263L261 87H263V90H264V64L262 65ZM69 71H71V69H69ZM59 72L60 71L55 72V73L52 72L53 75L50 74V76L47 79L45 78V81L46 80H50L49 81L50 84L48 83V86L50 85L52 89H54L55 87H58V86H56L55 83L57 81V79H56V76L57 75L56 74L57 73L59 74ZM65 72H67V71H64V74H66ZM51 75H52V78L50 79ZM123 76H126V78L128 77V79H122ZM59 77H61L60 74H59ZM182 77H183V75H182ZM29 78H27V80ZM187 79H189V77L186 75L185 80L187 81ZM27 80H26V82H28ZM59 80H58V82H59ZM74 80L75 79H73V81ZM151 80L157 81V83H158V87H157V90H156L157 91V95H158L157 96V98H158L157 101L158 100H161V99H163L165 97H167L169 95V92L170 93H173V91L171 89L176 90V91L179 89V91H177V92H179V94L181 93L180 90H182V92H183V84L185 83L184 80L181 81L180 83H178L177 85H174L172 88L170 87L171 86V82L170 81H166L165 80V84L164 85H161V83L159 82V80L156 79V74H154V77H152ZM40 81H37L38 83L37 82H34V81H33L34 83L31 82L32 84L31 85L29 84L31 86L30 89L32 91H34V92H37L39 90L41 92L42 91V88L40 86L44 85L42 87H44V90L45 89L47 90V88L45 86V84L47 82L46 83L44 82L45 84H43ZM63 81H65V79ZM29 82H30V80H29ZM193 83L196 84L197 81L193 80ZM255 83H256V81H255ZM59 86H62V90H64L66 88L64 82L60 83ZM24 87H28L27 84H26V86L23 85V89H24ZM106 87H108V86H106ZM56 89H60V88H56ZM255 89L258 90L257 89V86H255ZM112 90L114 92L113 87H112ZM48 91H46V92H48L47 94H45L44 92H43L44 95H41L40 93H39L40 95H38L37 93H34V96H33V99H35V98H37L39 96V99L40 100H42V98L45 99V97H46V100L47 101L46 100L45 101L48 102L49 106H50V104L54 105V114L47 116L48 118H46V123L41 124L40 121H39L40 118H39V116L37 114L28 113V112L27 113H25V112L20 113V111L19 112L17 111L18 113L15 116L14 113L12 112V110H10L8 108L7 110H4V111H1L0 110V125L1 124H4L1 121V118L4 117V116L9 117V119H13V121L15 122V124H11L9 126L11 128H13L15 131H19V133L22 136L26 137L30 141H33L32 139L35 138L36 141H40L41 142V140H43L44 139L43 137H45V136L46 137L48 136L49 138H53V139H56V140H57V137H59V136H63V138L64 137L67 138V136H70L68 134L71 133V128L74 127V122L73 123H70V124H66L63 127V125L61 123V120H56L55 121L53 119L56 118V115L59 114L60 111L61 112H66L67 113L66 116L69 118V115H71L70 114L71 113V110L69 109L70 106L68 104L66 105L65 103H69L70 105L73 106L72 113H73L74 116H77V118H79L80 117V114L79 113H76L75 112V109H74V107H76V105H77V102H74L72 97H68V96H64V95H63L62 100H61V97L62 96L59 95L60 96L59 97L60 98V101H57V99L54 98L56 92L55 93L51 92V89L50 88H48ZM117 91L120 92L119 89H117ZM25 92H27V90ZM153 93H156V92L153 91ZM65 94H66V92H65ZM88 94H90V93H88ZM57 95H58V92H57ZM28 97H30V96H28ZM56 98H58V97L56 96ZM85 98H87V97H85ZM146 98L148 99V96ZM180 98H182V100H184L185 99L184 94H182V96ZM149 99L153 100L152 97L149 98ZM149 99L147 101L148 108H149V105H148ZM90 101H91V99H90ZM117 101L119 103L120 102V99L118 98ZM181 101L176 100L175 102H172V106L175 109V113L176 114H179L178 115L179 116L178 117V123L180 125V127H179L177 125V123H176V124H174L175 125L174 127L178 126L180 128L179 131H183L185 129V131L183 133L181 132V133L178 134L179 136H177V139H179V141H178L179 143L176 142V141L174 142V143H177V146L181 147V149H182V151H181V149H179L182 152L179 155H181V154L183 155L184 153L186 155V151L183 152V149L185 150V148H186L190 153H192V156L191 157L193 158V161H195L199 165L200 172H202L200 174L201 175H204L203 172H205V174H206V172H209L210 171L212 174H214L213 176L215 177V179L217 178V181L222 182V183L218 182L222 186H226V185L232 184L235 187V190L244 189V188H257V189L264 188V184H261V183H258L256 181L251 180L246 175V172H241L234 165L230 164L228 162V160L226 159V156H225L226 155L225 154L226 152H222L221 151V152H218L216 154H211L210 158L208 157L209 155L207 156L209 159L207 157H205V159H204V156H202L203 155L202 153L203 152L205 153L206 151L203 150V152H202V150H198L194 146V143H195L194 140L195 139H194V134L192 132V125H191L192 122H191L190 114L186 110L185 105L181 103ZM79 102H80V100H79ZM92 102L93 101H91V103ZM153 102L151 101L149 104H152ZM161 103H163V101ZM258 103H259V105L261 107H263L262 109H264V94L261 97H259ZM92 104L94 105V103H92ZM166 104H168V103H166ZM245 104L247 106H249L247 103H245ZM209 105H210V107H212L211 104H209ZM106 106H107V104H106ZM137 106H140V104H138ZM147 106H146V108H147ZM118 109L120 110V108H118ZM142 109L145 110L144 107L141 108V110ZM249 111H250V108L249 107L245 109V112H249ZM138 112H140V111H138ZM143 113H144V111H143ZM172 113H173V111H172ZM249 113H252V112L250 111ZM52 116H55V118L52 119L54 122H50V120H49V117H52ZM163 116H165V114ZM172 116L171 117L168 116V117L169 118H172ZM204 116H205V118H203V123L202 124H203L204 130H205V123H208L206 120H210V117L207 116L205 113H204ZM251 117L252 118L250 120L251 121H252V119H254V120H253V122L250 121L249 124L247 122V126L250 127L252 142L249 143L246 138H242V142L240 143L239 147H236V148H238L237 151L236 150H232L233 152H235V151L236 152L234 153V155H232V157L231 156L230 157L233 158V159L239 160L242 163H246L252 169V171L260 178V180H264V128L259 127V120L257 119V114H252ZM159 118H161V117H159ZM123 125L124 124H122V126ZM161 125H163V124L161 123ZM170 125L168 126L169 128L166 125L167 129H171L170 131L173 134H174V131H176L175 133H177V131H178L179 128L175 130V129H172L171 127H173V126H170ZM9 126H7V128ZM207 126H208V124H207ZM156 128H158V127H156ZM182 128H183V130H182ZM150 129L151 128H149V130ZM160 130H156V131H158V133L161 134L162 131L160 132ZM172 130H174V131L172 132ZM15 131H13V132H15ZM93 131L94 130H92V132ZM115 133L117 134V132H115ZM127 133H129V132H127ZM168 135L171 136L170 133ZM118 136H120V135L118 134ZM155 136H157L156 133H155ZM175 136L173 135V137H175ZM155 138H157V137H155ZM162 138H163V135H162ZM68 139H70V138H68ZM101 139H100V141H101ZM64 141H66V139H64ZM64 141L61 144H64L65 143ZM169 142H171V141L167 140V143H169ZM56 143H58V142H56ZM68 143H69V141H68ZM171 143H173V141ZM66 144H67V141H66ZM66 144H64V145H66ZM69 144L70 145H66V147L69 148L70 146H72V144L74 145L75 143L74 142L73 143L70 142ZM160 144H161V142H160ZM32 145H34V144H32ZM105 145L106 144H104V146ZM74 146H76V144ZM41 147L42 146H36L33 149V151L34 150L37 151ZM77 147L78 146H76V148ZM81 147L82 146H80V148ZM165 147H166L165 149H167V146H165ZM170 147H172V146H170ZM190 147L192 148V150L190 149ZM46 149H47V147H46ZM122 149H125V148L122 147ZM74 150H75V147H74ZM81 150H83V149H81ZM168 150L171 151L169 148H168ZM46 151H49L50 152L49 149H47ZM100 151H102V149ZM198 151H201V152L198 153ZM164 152H163V154H164ZM21 153L19 152V154H17L18 157L19 156L20 157L19 158H16V159H15V156H16L15 155L14 156V160L17 161V163H19L18 165L20 167L24 164V166L26 165V167H29V170H26L25 169V173H23L24 175H22V178L19 179V185L24 190H26L28 192H30V191L32 192L33 191L32 193H34L36 197L35 196H32L31 197L32 199H35L39 203H44V202H46V200H50L51 201L50 202L51 204L54 202L53 203V206H55V203H56L57 206H55V207L56 208H58V207L61 208L62 209V212H63V208L62 207H63V202L65 200L64 199V196H65L64 190L63 189L58 190L56 188V190H58L56 192V191H53L55 189V187L52 186L53 185V182H54V179L52 177L55 176L54 175V172H53V161H54L53 158H56L55 157L56 155L50 153V155L52 154L51 157L53 156V158L51 159V158H49V155L48 154L45 153V155H43L44 152L42 153L40 151H37L36 157H32L35 162H38V166H41V165H44L45 166V169H46L47 172H44V174L42 175V174H35V170H33L31 168L30 164H29V162L31 160H29L27 158H24V155H22ZM174 153L175 154H178L176 152H174ZM223 153H224V155H223ZM97 154H100V153H97ZM227 154H228V157H229V153H227ZM70 155H71V153H70ZM73 155H71L70 157L71 158L74 157V159L76 160V162H78L79 160H77L76 157L73 156ZM86 155L87 156H85V157L82 156L81 159H83V161H85V160L86 161H89L88 158L90 157V155H88V153H86ZM187 155H186V157L188 159L189 156H187ZM171 156H172V154H171ZM175 156H177V155H175ZM8 157H10V156H8ZM97 157H98V155H97ZM104 157H106V156H103L101 159H103ZM107 157L109 159H111V155L110 156H107ZM183 157H184V155H183ZM78 159H79V157H78ZM99 159H98V161H99ZM101 159H100V161H101ZM104 160H106V159H104ZM175 160H177V159H175ZM183 160H185V159H183ZM11 161H13V160H11ZM46 161L48 162L47 165H46V163H44ZM83 161H82V163H83ZM92 161H94V160H92ZM92 161H90V162H92ZM96 161H97V159H96ZM98 161H97V163H98ZM104 162L102 161V164H100V165L102 166ZM195 162H193V163H195ZM9 163H10V161H9ZM189 163H186V164H189ZM193 163H192L191 167L194 166ZM13 164L14 163H12V165ZM86 164L89 165L91 163L87 162ZM94 164H96L95 161H94ZM106 164H109V162L106 163ZM183 164H185V163L183 162ZM1 165H2V163H1ZM55 165L57 166V164H55ZM100 165H99V167H101ZM15 166L16 165L14 164V168H12L13 170H17L16 169L17 167L15 168ZM95 166H97V165H95ZM104 166H103V168H104ZM121 166H120V168H121ZM188 167H190V165ZM12 169L10 168L11 171H12ZM108 169H109V167H108ZM195 169H197V165H196V168ZM121 170L123 171L124 169L122 168ZM129 171H131V172H129ZM129 171L128 172L130 174H128V175H133L134 174V172L132 170H129ZM19 172L20 171L18 170L17 173H19ZM188 172H189V170H188ZM131 173H133V174H131ZM197 173L199 174V172H197ZM81 174L82 173L79 172V175L80 176H81ZM114 174H116V173H114ZM82 177H85V176L84 175L81 176V178H80L81 181H82ZM124 177L125 176H123L122 179H124ZM56 178H57V176H56ZM135 179H137V178L132 179L133 180L132 182L136 186L139 187V185H140L139 183L141 182V180L139 181V179H137L136 181H134ZM128 181H130V180H128ZM61 182H64V181H61ZM86 182H87V179L85 181V184L88 183L87 184L88 190L91 191L90 186H89L90 185L89 181L87 183ZM78 183L79 182H77V185L79 187L80 184H78ZM92 184L96 185L94 182ZM127 184H128V182H127ZM0 185H1V183H0ZM2 185H3V183H2ZM83 186L85 187V185H83ZM83 186H81V187H83ZM87 186H86V188H87ZM78 187L76 189H78ZM149 187L150 186H147L145 188V187H141L140 186V188H145V189H148ZM228 187H230V186H228ZM58 188H59V186H58ZM133 188H135V187H133ZM76 189L74 190L75 193L78 192ZM80 189H78V190H80ZM85 189H82L81 190V193L83 191L85 192ZM150 189L152 191H154L153 190L154 188L153 189L150 188ZM4 191H3V193H5ZM20 191H21V189H20ZM143 192H145V191H143ZM147 192H149V189H148V191L146 190L145 193H147ZM85 193H84V195H85ZM91 193H93V192H91ZM94 193H96V192H94ZM145 193H143L144 194V197L147 198L148 196H145ZM150 193H148V194L150 195ZM79 194L80 193H78V195ZM141 194H142L141 192L138 193L137 194V197H138V195L140 196ZM152 194H154V196H155V195L158 194V191L156 192V190H155V192H153ZM158 195H160V193ZM26 197H28V196H26ZM82 198H84V196ZM82 198L79 197V199H82ZM138 198H140V197H138ZM158 198H160V197H158ZM75 199L77 200L78 198L75 197ZM108 200L110 201L111 198L109 197ZM168 200H165V202L168 201ZM90 201L92 203H94L95 200H92L91 199ZM17 202H15V199L13 198V196L11 194H9V193L2 194L1 201H0V217H1V219L3 218V215L5 214L4 213L5 210L8 211L9 209H12V210L16 211L14 213L16 217L17 216H20V222L19 223H20V227L22 228V234L24 236L28 237L27 234L33 235L36 240L37 239H40L42 241H45V240L48 241L47 240L48 239L47 236L51 237V239H52V235H48V234L51 232L52 229H53V231L57 232L56 231L57 229L55 230V228L53 227V225H51L52 223L47 220V218L44 215V212L43 211L33 212L35 210L34 208H33V211H30V210H27V209L25 210V208H23L25 210L24 211V210H22V208H20L21 207L20 202H18V203ZM103 202H105V200H103ZM153 202H156V201H153ZM80 204H82V203H80ZM109 204H104V206L101 205V207H99V208H100L101 213L104 216V218H108L109 217V218L112 219L111 222H109L107 220L103 221V229H102L104 231V233L105 232L106 233L109 232V229H112L113 232H116V236H113L112 239H110V237L112 235L110 237H107L111 233H109V235H107L106 237H101L102 234H100L99 235L100 238H98V239H95L94 238V239L87 240V241L84 240L85 243L81 244L80 246H74V245H70L69 243H67L68 242L67 237H65V235L64 236L61 235V232L58 231L56 233V235H54V239L53 240L50 239V240L53 241L55 244H60L62 246H65L67 248V251H66L65 255L67 257L74 258L78 262V264H169L168 261H164V260H161L160 259V248H158L157 250H155V248H157V247L154 248L153 247V243L152 242L150 243V241L152 239H150L149 236H147L145 233L143 234V232L141 233V230H138L140 235L137 234V231H136L135 228H138V227H133L132 226L133 224H137L136 221H134V219H132L133 220L132 223L129 224V233L128 232H125V230L127 229L126 223H128L127 221L129 220L128 217L123 216L121 213L118 212V210L116 208H112V206L109 205ZM140 204H137V205H140ZM163 204H165V203L163 202ZM137 205H135V209H136V206ZM149 205L152 206L153 204H149ZM149 205H147V206H149ZM165 205H166V209H167V205H169V204H165ZM40 206H44V204H41ZM140 206H138V207H140ZM229 206L230 207H236L235 205L231 204V202H230ZM161 207H162L161 209L163 210V206H161ZM187 207L188 208H184L183 210H179L178 212H175L174 211L175 213L174 212L173 213L172 212H166L164 214V216L165 215H168L172 219L171 221L173 223L184 224L185 226H187L188 228H190L192 230L199 231V232H201L203 234H207L209 238L216 239V240H220V241H222L224 243H227L230 240H236L237 242H240V241H248V242H250L253 245L252 251L258 254L257 256L254 257L253 264L254 263H256V264H264V222H261V221H258V220L253 219L247 213H245L242 209L237 210L235 212H230V211H228V209H221V208H219V209L218 208H208L207 209V207H206L205 210L204 209L202 210L201 208H199L201 210H198L196 208L195 209H191V208H189V206H187ZM140 209L142 210L141 212L143 213V207L142 206L140 207ZM154 209L155 208L153 207V208H151L150 211H152V210L154 211V216H155L154 217V222H155L156 221L155 220L156 215H155V210ZM161 209H156V211L157 210H160L161 211ZM176 210H177V208H176ZM148 211H149V209L147 210V212ZM147 212H146V210H144L145 220L147 219V214H148ZM56 213H58V211ZM59 213H60V210H59ZM152 213H151V215H152ZM158 213H159V211H158ZM6 214L10 216V212L9 213L7 212ZM91 214H95V213H93V211H92ZM160 215H162V214H160ZM9 216H7V217H9ZM55 216L58 217L57 214H55ZM158 216L159 215L157 214V218H158ZM164 216L162 218H164ZM100 218L102 219L103 217L101 216ZM149 219H148V221H149ZM150 222L153 223V224H155L151 220H150ZM11 226H13V225L10 224V223L9 224H4V225L1 223V225H0V229L4 230V234H5V230H6V232H7L6 234L8 235L7 237H9V235H10V228H11ZM154 233H155V231H154ZM62 234H64V233H62ZM141 234H142V236H141ZM143 235H146V237H144ZM38 236L43 237L45 239L40 238ZM153 236H154V234H153ZM7 237L6 236L0 237V241L6 242L5 245H0V264H13V263L14 264H62V262L57 258V256H55L56 254H54V255L47 254L48 253L47 252L48 251L47 248H45L47 250L46 253L44 251H42V252H44L43 254L42 253L37 254L38 252H36V251L41 250V249L43 250L42 244L40 245V243H38L39 245L36 247V251H34V253L35 252L36 253H35V256L33 254V256H34L33 257V256H31V253L29 255V252H27L24 249H22L23 245L18 244L16 242H11L10 241V238H7ZM35 239L32 238L33 241ZM40 240L38 242H40ZM126 240H128V241H126ZM9 242H11L10 245H13L12 246L13 248L10 247ZM34 246H35V244H34ZM46 246L47 245L45 243V247ZM152 247H153L154 250L152 249ZM142 248L145 250L144 253H141V249ZM93 249H94V252L92 251ZM152 257H154V259H153L154 262L151 261V258ZM55 258L58 259V260H56ZM92 258H94V259H92ZM144 258H146V259L148 258L147 260H150V262H148L147 260H146L147 261L146 262L144 260ZM175 264H176V262H175Z\"/></svg>",
    "mask_w": 264,
    "mask_h": 264
},
{
    "label": "snow or ice",
    "instance_id": "snow-or-ice-1",
    "mask_svg": "<svg viewBox=\"0 0 264 264\" xmlns=\"http://www.w3.org/2000/svg\"><path fill=\"white\" fill-rule=\"evenodd\" d=\"M71 6L72 3L79 4L80 0H65ZM152 3L153 0H146ZM162 6L168 9L172 16L180 17L181 19L188 20L189 16L179 11H173V6L177 8H185L188 13L193 16H201L206 21L214 26L225 27L233 31H229L226 35L221 37H212L211 40L216 42V46L210 42L207 48L203 47L204 40H208L207 36L204 39H193L192 31L188 32L189 44L181 47L176 39L174 30L169 29L171 33V42L168 44L169 62L161 63L159 57L155 56L151 50L143 46L142 42L135 36L134 33L124 31V37H130L132 47L138 50L140 56L153 61L152 70L145 76L137 80L130 81L129 84H122L111 80L106 75V70L99 67L97 64L98 56L92 52L89 46L87 55L81 56L75 52V39L76 34L73 32L74 42L67 45L73 49L75 58V73L74 79L79 81L84 88V91H92L97 95L99 104L98 106L103 110L104 105V92L99 86L101 83H114L120 91L119 99L123 102L125 115L127 116V126L129 128V135L127 137V145L133 150V154L125 157V160L119 161L120 163L127 162L130 168H134L142 177H144L148 184L158 185L162 193L166 196L176 195L183 196V200L190 205L205 204L211 201L212 204L218 208H224L227 202L236 207H229L228 211L235 212L242 209L250 217L255 220L264 222V188H244L239 190H230L226 186H222L214 178L213 174L209 171L199 178L192 174V178L188 180V185L195 182L197 191L193 193L191 187L188 188L187 195L183 194L182 186L178 178L172 173L171 169L166 163V157L160 150L152 143L149 136L148 129L143 126V121H137L133 118L132 100L129 98L126 88L131 87L135 89L137 84L147 83L154 72L161 70H168L169 74L173 77H180L186 74L190 80L186 81V85H190L191 80L198 81L195 89L190 86L187 87V98L182 100L181 103L186 106H191L193 100L198 94L207 93L208 99L212 107L206 108L205 111L210 116V126L207 132H200L198 128L195 130L200 136L207 135L212 137L215 134L223 137L225 141L221 144L222 148H233L236 144L242 142V138H246L249 143L252 142L251 133L247 130V122L249 116L244 110L245 99L253 101L257 119L259 120V127L264 128V109L255 106L258 97L255 95L251 88V62H247L245 69L242 70L238 64L237 52L240 44L243 42V37L252 30L253 24L264 25V0H254L250 10L247 13L237 11L233 15L239 19L231 24L226 23L223 17L220 19H213L203 11L200 4L194 0H155ZM219 3V0H217ZM242 6L244 0H238ZM149 11L153 9L149 8ZM72 12L76 15V25H80L83 21L80 18V13L75 7H72ZM0 13L7 14L5 8L0 7ZM12 19H20L18 16L11 17ZM72 23V21H68ZM196 24V32L199 33L201 28L196 20L191 21ZM91 24V21H89ZM123 26L119 23L116 24L117 33L119 34ZM161 31L162 29H157ZM99 36V33H88L86 37L79 39H87L88 37ZM117 39H121L118 35ZM122 42L128 43L127 40ZM201 45L199 51L194 55L191 52V44ZM50 50L46 49L43 45L30 44V45H0V61L8 66V70L13 74V78L24 79L26 77H17L15 73L20 67H29L40 55L49 53ZM187 55L191 61L190 70L189 66L183 68H175L174 61L181 55ZM81 76L88 77V80H82ZM158 79L163 82L165 79L159 76ZM83 99V93H81ZM139 100V97H136ZM115 100L108 101V105L114 104ZM86 103V101H85ZM50 107V106H45ZM54 107V105L52 106ZM76 111H81L77 108ZM197 119L199 117L197 116ZM6 141L10 142V146L15 150L21 148L28 150L31 156V144L33 142L22 139L20 136L12 133L0 131V160L4 161L0 167V176L4 177V182L11 188L12 192L23 202L26 197L20 194L15 185L12 184L9 178L7 169L10 164L7 162L6 155ZM36 143H39L37 141ZM61 151L58 157L57 167L59 175L63 181L58 186L64 190V199L67 202V211L65 215L66 224L63 225L64 229L69 235V243L82 244L84 240L79 238L82 232L84 237L94 234L96 231H102L99 227L100 217L95 214H88L84 212L76 200H74L72 191L73 185L77 181L78 172L82 173L89 182H95L98 185H110L120 195L121 198L131 197L134 202L135 189L131 191L126 190V186L110 173L105 172L99 166L89 167L87 165H78L69 158L68 150L65 145L59 146ZM204 147V145H198ZM150 150L152 158L155 162V172L148 168L145 163V151ZM219 151V148L213 149ZM228 162L234 165L241 172H246V175L253 181L264 184V180L252 171V169L239 160L231 157H226ZM200 171L199 168L196 170ZM195 195L201 197L199 201L192 199ZM32 199V198H27ZM123 207L127 208L124 214L127 217H135L139 224H133V227H139L145 234L151 235L148 225L144 223V214L138 211H132L133 203L128 199L123 200ZM166 213L167 209H163ZM51 217V209H49ZM86 221H92L97 225V228L90 229L86 225ZM160 239L156 243L163 244L167 252L163 254V259L173 260L176 264L186 257L193 258V264H253L254 257L258 254L253 252V245L248 241L230 240L224 243L220 240L210 239L207 234L199 231L192 230L184 224L173 223L165 217L163 225L160 227ZM10 236L13 241L24 246L25 249H32L35 242L29 237L24 236L15 226L10 228ZM48 246L49 255L57 254L58 251H63L51 241H46ZM6 242L0 241V245H5ZM94 252V249L92 250ZM62 264H78L74 258L64 255L58 256ZM94 259V258H92Z\"/></svg>",
    "mask_w": 264,
    "mask_h": 264
}]
</instances>
